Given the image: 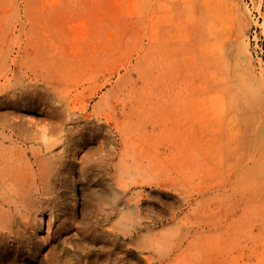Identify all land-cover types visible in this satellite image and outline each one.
I'll return each instance as SVG.
<instances>
[{
  "label": "rangeland",
  "instance_id": "374dc122",
  "mask_svg": "<svg viewBox=\"0 0 264 264\" xmlns=\"http://www.w3.org/2000/svg\"><path fill=\"white\" fill-rule=\"evenodd\" d=\"M208 6L218 11L210 26L217 38L211 42L200 36L198 26ZM0 46L5 52L31 51L34 69L46 65L64 71L62 99L69 102L70 116L76 117L77 110L91 113L98 104L97 120L79 122L85 128L82 156L88 149L92 156L84 169L71 168L74 186L58 191L76 201L77 221L86 234L59 245L63 260L100 264L106 256L101 247H109L125 223L118 215L105 218V212L122 201L113 194L126 190L131 204L135 199L133 214L140 209L139 216L149 222L143 234L163 228L170 255L165 264H200L194 230L180 227L179 219L191 215L180 193L188 185L192 196L193 186H216L228 174L197 144L183 145L182 139H192L195 132L194 126L183 132L184 118L192 119L194 100L207 95L202 78L188 81L209 74L213 62L232 53L251 70L264 99V0H0ZM35 111L36 123H47L45 111ZM110 139L114 153H109ZM69 145L71 149L73 143ZM94 148L102 152L94 153ZM260 181L256 201L261 214L251 222L255 228L264 227V178ZM254 207L249 201L247 210L256 211ZM111 221L118 225L108 230ZM250 244L232 247L223 256L230 264H249L254 258Z\"/></svg>",
  "mask_w": 264,
  "mask_h": 264
},
{
  "label": "bare ground",
  "instance_id": "6f19581e",
  "mask_svg": "<svg viewBox=\"0 0 264 264\" xmlns=\"http://www.w3.org/2000/svg\"><path fill=\"white\" fill-rule=\"evenodd\" d=\"M212 7H206L198 20L200 36L208 42L217 34L210 30L218 13ZM242 51H245L244 45ZM30 52H5L0 46V264H68L59 245L65 244L68 238L86 234L77 221L80 211L76 210V201L58 191L74 183L71 168L75 170L74 166L78 165L84 169L83 164L92 156L91 149L82 156L85 128L79 122L87 124L97 120L99 109L96 103L91 113L84 109L77 110L76 117L70 116L71 108L67 99H62L61 89L66 73L53 71L46 65L42 70L30 67L29 62L35 57ZM241 61L230 53L212 61L209 74L194 76L188 81L192 84L202 78L207 84V95L194 100L192 119L184 118L183 132L189 126H194L195 132L192 139L186 136L182 139L183 145L197 144L207 159H216L228 174L227 181L220 180L216 186L208 183L203 189L202 185L193 186L195 198L190 195L192 186H183L180 193L186 209L191 211V215L179 219L180 227L194 230L200 264L206 261L230 264L223 253L247 243L252 244L254 254H250L253 262L248 263L264 264V227L251 225L261 214L256 195L264 178V99L251 70ZM218 81L222 83L217 87ZM37 107L47 114V123H36ZM67 123L72 126L66 127ZM53 135H57L56 140L51 138ZM69 143H73L71 149ZM108 144L111 153L113 139ZM96 148L94 153L100 150ZM126 194V190L113 194L122 201L112 211L105 212V218L118 215L125 223L110 246L101 247L106 256L100 264H165L169 253L163 228L152 227L144 235L143 231L149 230V222L139 216L140 209L133 214L137 209L132 205L135 199L131 204V197ZM247 201L255 204L256 211L247 210ZM163 218L159 219L160 223ZM116 222H109L107 229L118 225ZM132 255L136 256L135 262L130 260Z\"/></svg>",
  "mask_w": 264,
  "mask_h": 264
}]
</instances>
